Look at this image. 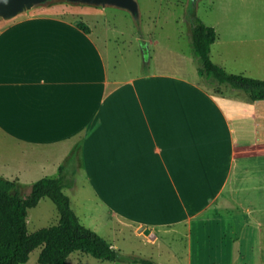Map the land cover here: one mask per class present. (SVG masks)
Listing matches in <instances>:
<instances>
[{"label": "crops", "instance_id": "0c3cea01", "mask_svg": "<svg viewBox=\"0 0 264 264\" xmlns=\"http://www.w3.org/2000/svg\"><path fill=\"white\" fill-rule=\"evenodd\" d=\"M48 8L0 20V178L21 188L61 173L71 181L75 160L108 219L150 246L166 234L187 246L202 215L235 205L261 224L250 198H264V98L212 93L165 72L111 78L96 11ZM123 232L108 240L123 259L93 264L128 261ZM249 235L234 233V244ZM187 253L185 264H195ZM85 255L74 252L67 264Z\"/></svg>", "mask_w": 264, "mask_h": 264}, {"label": "rangeland", "instance_id": "374dc122", "mask_svg": "<svg viewBox=\"0 0 264 264\" xmlns=\"http://www.w3.org/2000/svg\"><path fill=\"white\" fill-rule=\"evenodd\" d=\"M137 2L140 20L121 8L76 6L64 1L49 4L48 11L59 16H77L79 12L75 9L96 11L91 23L100 36L101 46L106 49L111 78L127 80L140 74L165 72L199 81L207 88L198 73L193 52L189 17L195 11L207 25L217 30L218 39L211 53L215 62L223 63L229 72L264 79V0ZM68 166L66 170L70 169L72 183L65 188V193L70 196L82 222L110 242H116L120 237L121 228L124 231L120 242H123L121 248L125 249L128 261L119 264H141L139 258L151 259L157 264H185L188 250L189 253L192 251L195 264H227L234 260L264 264V198H250L257 204L252 214L261 222L259 225L254 224L253 219L248 221V214L235 205L232 209L202 215L201 220L193 224L187 246L183 240L173 241L168 234L163 242L150 246L133 238L128 227H120L117 221L109 220L84 170L75 160L69 161ZM32 185L23 182L21 194H28ZM27 221L30 232L57 224L56 204L48 197L43 198L37 207L29 210ZM244 232L250 235L244 237L243 245L234 244V233L242 238ZM140 233L148 237L144 231ZM40 252L41 248L32 252L29 264H38ZM95 262L97 260L89 254L82 259V264Z\"/></svg>", "mask_w": 264, "mask_h": 264}, {"label": "trees", "instance_id": "16d2710c", "mask_svg": "<svg viewBox=\"0 0 264 264\" xmlns=\"http://www.w3.org/2000/svg\"><path fill=\"white\" fill-rule=\"evenodd\" d=\"M189 23L195 64L204 85L225 96L241 91L252 100L263 99L264 79L229 72L212 59V47L218 39L216 28L207 25L195 11L189 17ZM79 26L89 30L85 23H79ZM71 183L62 173L55 178L44 177L34 182L30 192L23 196L17 181L0 178V264H25L37 248H41L40 264H67L69 256L77 251L104 262L118 263L123 259L120 250L88 228L77 215L70 196L65 193ZM45 197L56 204L59 222L29 233V210L37 207ZM138 261L157 264L144 258Z\"/></svg>", "mask_w": 264, "mask_h": 264}, {"label": "water", "instance_id": "95a60500", "mask_svg": "<svg viewBox=\"0 0 264 264\" xmlns=\"http://www.w3.org/2000/svg\"><path fill=\"white\" fill-rule=\"evenodd\" d=\"M57 1L74 5L117 7L130 12L136 20L141 19V11L137 0H0V20H12L35 7L46 6Z\"/></svg>", "mask_w": 264, "mask_h": 264}, {"label": "bare ground", "instance_id": "6f19581e", "mask_svg": "<svg viewBox=\"0 0 264 264\" xmlns=\"http://www.w3.org/2000/svg\"><path fill=\"white\" fill-rule=\"evenodd\" d=\"M190 75H191V72H190ZM190 77V76H189ZM192 81V80H191Z\"/></svg>", "mask_w": 264, "mask_h": 264}]
</instances>
